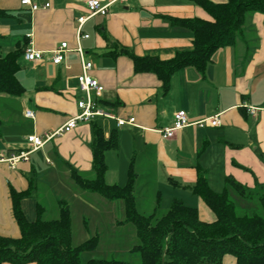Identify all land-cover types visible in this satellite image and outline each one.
<instances>
[{
    "label": "crops",
    "instance_id": "0c3cea01",
    "mask_svg": "<svg viewBox=\"0 0 264 264\" xmlns=\"http://www.w3.org/2000/svg\"><path fill=\"white\" fill-rule=\"evenodd\" d=\"M34 1L50 5L30 11L20 0H0V7L9 13L0 17L2 54L18 43H25V49L32 46L46 52L42 61H28L23 56L19 60L17 78L24 87L21 95L0 93L2 155L28 150V135L43 136L57 130L79 112L77 100L82 92L77 76L82 67L75 50L79 45L92 63L88 74L104 87L100 103L117 117H134L133 123L119 127L112 118L97 116L92 120L98 121L105 138L115 130L117 147L105 153V180L124 185L131 164L136 172L134 195L140 214H161L170 200L180 199L196 207L200 219L214 220L212 210L192 192L202 171L215 191L224 187L226 176L251 188L257 183L264 185V161L260 158V153L264 154L263 13H249L243 32L233 44L213 54L203 73L193 66L178 69L171 76L169 89L163 92L155 74L134 71L124 49L161 59L191 49L192 30L173 24L170 18L212 20L201 6L188 0L116 1L106 15L96 14L86 21L82 32L88 37L77 40V17L88 13L86 0ZM64 41L71 50L56 65L50 51ZM179 109L187 112L189 122L218 115V125L191 124L174 137L162 139L159 130L171 125ZM27 110L33 111V117L25 115ZM91 121H79L70 131L55 135L14 168L0 161V234L20 236L10 189H30L21 200L29 221L38 216L44 220L58 218L61 203L66 202L73 224L76 200L81 198L97 217L95 234L101 239L98 230L110 228L115 238L110 239L109 251L119 249L123 240L118 233L127 225L123 223L124 204L118 203L115 211L114 200L81 189L71 175L74 168L85 178L94 177ZM54 187H62L59 194L52 195ZM48 207L51 214L44 215ZM117 211L122 217L116 218ZM81 221L88 229V217L82 214ZM134 243L124 249L129 252ZM222 264H235L234 256L226 254Z\"/></svg>",
    "mask_w": 264,
    "mask_h": 264
},
{
    "label": "trees",
    "instance_id": "16d2710c",
    "mask_svg": "<svg viewBox=\"0 0 264 264\" xmlns=\"http://www.w3.org/2000/svg\"><path fill=\"white\" fill-rule=\"evenodd\" d=\"M188 1L201 6L212 17V20L170 18L173 24L192 30L191 49L176 51L168 59L139 56L124 49L132 59L134 71L155 74L163 92L169 89L171 76L178 69L193 66L203 73L213 54L219 48L233 44L243 32L249 13L264 14V0ZM8 14L0 7V17ZM2 37L0 33V39ZM24 50L25 43H18L15 49L5 54L0 50V93L19 96L24 92L17 78ZM91 124L94 177L85 178L72 168V178L83 190L123 202V223H130L136 236L128 253L138 256L139 261L115 256L84 257V253L97 248L100 238L94 234L79 244H73L72 216L66 202L61 203L58 218L44 220L38 216L29 221L22 210L21 200L30 193V189L17 191L11 188L13 214L20 236L15 238L0 234V264H222L226 254L234 256L235 264H264V185L257 183L251 188L226 176L223 189L215 191L202 171L192 186V192L212 210L214 220L200 219L198 209L180 199H174L161 214L155 211L149 215L140 214L134 195L136 172L131 164L124 185L108 184L105 180V153L117 147L115 130L105 138L98 121L92 120ZM260 158L264 161V154L260 153ZM232 193L245 202L255 198L259 210L238 213V202L232 199Z\"/></svg>",
    "mask_w": 264,
    "mask_h": 264
},
{
    "label": "built area",
    "instance_id": "2783aa9c",
    "mask_svg": "<svg viewBox=\"0 0 264 264\" xmlns=\"http://www.w3.org/2000/svg\"><path fill=\"white\" fill-rule=\"evenodd\" d=\"M125 3L128 0H110L108 2H103L102 0H86L85 4L88 9V13L85 15H80L77 17V40L80 38L88 37V34L82 32V26L84 23L92 16L96 14L106 15L109 11V6L114 2ZM21 5L27 6L30 11H35L41 7H49L50 3L45 2L43 5H39L34 0H20ZM71 50L66 41L61 42L60 45L50 51L51 61L58 65L64 61L65 53ZM75 50L80 55L82 72L77 76L79 90L82 92V96L77 100V107L79 112L70 117L64 125L59 129L52 132L45 133L42 135L31 134L28 135L27 140L30 143V148L26 151H19L15 153H10L7 156L0 153V161L7 162L10 167L14 168L16 164L21 160H27L29 154L43 146L44 143L62 132L70 131L75 128L79 121H91L94 117L102 116L106 118H112L116 120V125L122 126L126 123H133L134 117H129L128 119L115 116L107 107L100 103V97L104 91L103 85L99 81L88 74V70L92 67L91 61L87 60L84 56L82 48L77 45ZM46 52L38 49H34L32 46L27 47L24 50L23 57L32 62L42 61L45 57ZM254 110V109H252ZM25 115L28 117H33V111L27 110ZM197 124L199 126L218 125V115L209 116L200 119L195 122H189V117L184 109H179L173 114V120L170 126L160 129L162 139H170L174 137L180 129L185 126Z\"/></svg>",
    "mask_w": 264,
    "mask_h": 264
},
{
    "label": "rangeland",
    "instance_id": "374dc122",
    "mask_svg": "<svg viewBox=\"0 0 264 264\" xmlns=\"http://www.w3.org/2000/svg\"><path fill=\"white\" fill-rule=\"evenodd\" d=\"M69 183V181H67ZM62 189V187H54L51 188V192L52 195H54L53 193L59 194V190ZM223 189V188H222ZM220 189V190H222ZM232 199L235 200L236 202H238L237 204V212L238 213H243V210H246V212H251V210H259L258 207V203L257 200L255 198H253L252 200H247V202H245L246 200H242L240 199L235 193H232ZM84 202V203H83ZM115 204V211L118 209L119 204L118 203H123L121 200H114ZM85 200L83 201V199H79L76 200V213H74L73 216V224H72V231H73V244H79L80 242L90 238L91 236H93L96 233V229L95 226L98 222L97 217L95 215V213L93 212V210L90 209V205L89 203H86ZM171 204V200L169 201L168 205L166 208H168ZM53 207H55L54 202L52 203ZM51 208L48 207V210L46 212H44V215L47 214H51L49 212H51L50 210ZM82 214H84V216L88 217V220H90L89 222V227L88 229H86L83 226V223L81 221V217ZM116 218H120L122 217V215L120 214V212H115ZM123 231H120L118 234L120 235L121 240H123L121 243H119L120 247L119 249H114L112 250L113 252L109 251V247L108 244L110 242V239L112 238V232H110V228H104L103 230L99 229L98 232L102 233L101 235V239L99 242V245L97 246V248L92 251V252H86L84 253V257H110V256H115L117 258L120 259H124V260H129V261H133V262H138L139 258L138 256H134L129 254L124 248L125 245H130L132 243H134V241L136 240V236L134 233V228L133 226L128 223L127 225H125L123 228ZM115 236H117V233L114 234ZM119 237V236H118ZM113 238H115L113 236ZM118 240H115V242ZM111 249V248H110Z\"/></svg>",
    "mask_w": 264,
    "mask_h": 264
}]
</instances>
